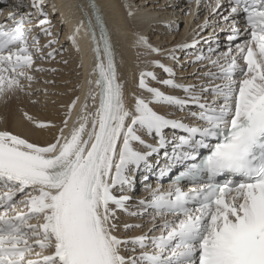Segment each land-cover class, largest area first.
<instances>
[{"label": "snow or ice", "instance_id": "6c2138e0", "mask_svg": "<svg viewBox=\"0 0 264 264\" xmlns=\"http://www.w3.org/2000/svg\"><path fill=\"white\" fill-rule=\"evenodd\" d=\"M44 3L17 0V9L35 12L13 11L8 23H0V97L31 96V73L45 71L34 67L29 46L34 15L43 17L36 27L52 35ZM221 4L215 0L212 11L228 25L226 51L219 50L215 32L204 39L207 54L199 39L165 50L136 33L143 55L178 62V52L196 49L190 62L207 70L194 74L199 83H178L173 67L149 61L167 78L141 71L138 87L150 98L133 94L131 105L99 6L95 0L79 6L83 19L69 39L76 45L82 31L91 37L97 79L88 83L95 88L67 134L75 101L59 127L23 112L37 128L58 127L46 144L0 130V264H264V0H228L227 15L216 12ZM215 26L206 20L200 28ZM31 48L41 52L38 36H31ZM148 78L184 95L166 94ZM153 105L185 116L170 118L174 113L160 114ZM167 129L173 130L171 138ZM161 150L166 163L158 167L159 160L150 158ZM149 174L157 187L147 183ZM166 176L171 183L164 189L159 182ZM140 177L148 195L136 199ZM185 183L192 187L185 190ZM121 213L139 220L149 216L150 226L121 236V230L145 227L122 221Z\"/></svg>", "mask_w": 264, "mask_h": 264}, {"label": "bare ground", "instance_id": "6f19581e", "mask_svg": "<svg viewBox=\"0 0 264 264\" xmlns=\"http://www.w3.org/2000/svg\"><path fill=\"white\" fill-rule=\"evenodd\" d=\"M48 1H51L52 3L51 2L50 3L55 7V8H53V14L56 13L55 10L60 9L59 10L60 13L57 11V13H58L57 15H59V16H58V19H56V20L66 21L65 22L66 23L65 24L66 25L65 30L67 31V29H68V32L67 33L65 32V33L69 37L72 36L74 34V32H72L73 29L76 28L78 22L83 17V14H82L79 6L85 5V8H86L87 7V0H48ZM156 1L157 0H137V1L136 0H95V2L99 6V8H100V10L104 16L105 21L107 22V24L110 27L111 39H112V42L115 46V51L117 54L116 59H117V65H118L119 82L122 83L124 86L126 103L129 105L134 103V100L132 99L133 94H135L137 96L143 95L145 98H150L149 93L142 91L138 87L139 73L141 71L154 72L157 75V77H158V75L163 73L162 70L160 71V73H159V70H157V71L153 70L154 66L151 63H149V61L158 59L161 62L167 64L168 66L173 67L176 73H178L179 70L176 71L175 67L178 65V63H180V60H179L177 65H176V62L173 63V61L167 60L163 56L156 55V54L143 55L142 53H144L146 50L144 48H140V47L136 46V39H137L136 33H140V34H143L146 36V33L149 31L150 26H151V32L150 33H152L154 30H161V32H162V30H167L168 33L165 34L164 36H162L160 40L151 41L146 36L149 39V42L153 46L159 47V48L165 49V50L174 47L178 43H182V42L191 43L193 39H199L201 41L199 47L204 50L205 54H207V45L204 43V39L210 37L215 32L216 39L220 42V45H221L219 50L220 51H226L227 50V48H226V45H227L226 37L229 34L228 25L224 24L222 22L221 18L216 15V13H213L212 8L215 7V0H200L199 6L196 3V0H189L190 2L192 1V3L195 2L194 4H195L196 8L198 7L197 17H199V19L197 21L195 20L190 25V20L191 21L193 20V15L196 14V10H195L194 4H191V7H193L192 14H191V11H190V13L188 12L189 14H187L186 10H188L187 8L190 6V4L188 3L189 6L185 5L187 8H185V9L183 8L184 9L183 18L187 20V24H188V27L186 26V28L184 29V31L187 32V35H184L185 32L182 35L176 34V28L173 27L174 25L177 24L176 22L172 21L173 24L171 22L169 24H167L174 17V14L171 15L170 13H175L174 11L178 10L176 8H173V5H172L173 1L172 0H160L157 4H156ZM161 1L166 2V3L165 4L164 3L159 4ZM28 4H30V3H28ZM126 4L129 5L130 8L125 7ZM210 5H211V7H210ZM0 7H2L1 3H0ZM152 7H154V9H158V8L161 9V7H164L162 9L167 11L168 15H166L165 18H160V17L155 18L154 16L156 15V11H154V12L150 11ZM43 9H45V8H43ZM4 10L8 11V12L9 11L25 12L24 7H20L19 9H17L16 4L13 5L12 3L9 4L8 9L6 8ZM70 10H72V12ZM129 10H131L133 12L132 16L128 15ZM227 10L228 9H227L226 5H221V7L216 10V12L222 13L223 15H227ZM26 11H32V10L30 7H28V9ZM179 11H181V9ZM34 12H35V10H34ZM202 12L204 14H202ZM177 15L181 16V13L177 12ZM207 16L210 19L209 22H216L215 27H210L211 31L209 34H208V32L207 33L204 32V30H201V28H200V26L203 25L202 24L203 20ZM34 17L36 18V16H33V18ZM2 18H4V20H3L4 22L8 23L6 15L0 17V19H2ZM42 18L43 17L39 16L36 19L32 20L33 30H32L31 36H38L39 37V35L43 34L40 31V29L38 27H36L39 19H42ZM136 19H140V21H138ZM238 19H240V18H238ZM164 21H165V23H164ZM161 22H163V24H161ZM61 23H63V22H61ZM153 23H155V25H153ZM26 27H27V25H26ZM31 36L29 37V41L31 40ZM159 36H156L155 39H157ZM174 36H175V39H174ZM42 38H44V37L42 36ZM183 38H186V39H183ZM76 39H77L76 45H74L72 43L71 39L67 40V38H66L64 41L65 42L64 44L67 45V49L71 50L70 51L71 53L70 52L69 53H70V55L71 54L73 55L72 56L74 59L73 62L76 64V65H74L73 62H71V65H69V66L70 67L72 65L77 66L79 68V70L76 68L77 72L79 71V73H80V74H76V76L74 74V72H76V71H74L72 73V74H74V77L76 79V81L73 80L74 81L73 83H75L74 84L75 88H74V91L72 92V94L70 93L71 90L69 87L64 88V86H63V88H60L58 86L59 87L58 90L60 91V94L63 93V96L60 95V97L62 98V99H60L61 101L59 100V103L55 102L56 105H54V106L59 107V108L57 109L53 105H51V103H49V107H47L46 109H42L39 106L37 108L36 106L34 107V106L30 105L29 101L27 102L23 98V95H21L20 92H17L15 94L9 93L8 95L3 96L2 100L0 101V130L7 129V130L13 132L14 134H19L22 137L29 139L31 142H35V143H38L41 145L46 144V143L50 142L53 139V137L57 134L58 127L62 126V121L65 119V114L69 111L70 106L73 104V101H75V106L71 108V118L68 120V128L65 129V134L68 133V131L72 127L73 123L76 122L77 116L80 113L83 104L85 103L86 94L88 93L90 88H93V89L95 88L94 83L92 85H90L88 83L89 80L95 82V80L97 79V76L93 71V69L95 67V61L93 60V51H92L91 39H90L89 35H86L82 31L79 33V35L77 36ZM242 39H243V37H241L239 40H242ZM166 41H168L167 45L165 43H164L165 45L162 44L163 46L160 45V43H163ZM29 43H30L29 46H31V42H29ZM77 45H78L79 50H77ZM40 46H41V43H39V47ZM213 47H215V45H213ZM31 50H32V48H31ZM178 53H180V52H178ZM181 53H180L181 55L185 56L184 60H186V61H184V62L186 63V62H190V61L195 60L197 50L196 49H189L186 52H181ZM37 54L40 55V53H36V52L34 55L37 56ZM58 54H60V53H58ZM60 57H61V55H60ZM65 60L66 59H64L63 61H65ZM46 63H47V60H46ZM48 63H49V61H48ZM205 63H207V62H205ZM38 65H39L38 62L34 63L35 68L38 67ZM51 65H49V66H51ZM196 65L198 66V70L204 68L203 65L200 63H196ZM195 66H194V68H196ZM149 67H151V68H149ZM177 67H179V66H177ZM185 68H187V65L185 66ZM189 69H190V67H189ZM190 70H193V69L191 68ZM203 70L204 69H202V71ZM71 71H72V69H71ZM186 73L189 74L190 71H188ZM40 74H42V73H40ZM62 74L64 75V73H62ZM181 74H179V76H181ZM58 76H59V73H58ZM71 76H73V75H71ZM62 78L60 80L61 82H62ZM66 78H64L65 79L64 81H67ZM158 78H162V77L159 76ZM163 78H167L164 73H163ZM147 82L150 86L159 87L162 91H164L166 93V91L163 88L164 86L160 85L158 82L155 83V81H153V80H152V82H151V80L150 81L148 80ZM177 82H178V79H177ZM180 83H182V82H180ZM217 83H219V81H217ZM74 85H71V86H74ZM65 86H66V84H65ZM168 89L170 90L172 95H176L178 93L177 90H175V89H171V88H168ZM64 91L66 92V96H64ZM67 92L70 94L67 95ZM23 94H25V93H23ZM58 96H59V94H58ZM24 97H27V96H24ZM77 97H79V99H77ZM28 98H29V96H28ZM97 102H98V98H97ZM52 103H53V101H52ZM88 105H89L90 110L93 109V101L89 100ZM153 107L155 110L159 111L160 114L167 115L169 113H174V115H176V116L173 115L170 118H178V117L180 118V115L176 113L179 111H176L177 109H175V108H171L168 106H156V105H153ZM23 112H27L29 115L33 116L37 121H42V122L51 121L53 124L57 125L58 127L57 128H46V129L37 128L34 126V124L30 123L29 121H27L25 119V117L23 116ZM184 116H185V113L181 117H184ZM184 122L196 123V122L192 121L191 119H186ZM172 133H173V131L168 130V129L166 130V135L169 138H171ZM149 142H153V141L151 139H149ZM150 160L152 163L155 164L156 161L158 160V157L153 156L150 158ZM163 165H164V161L160 162L158 167L163 166ZM149 178H150V180L147 183L150 184L152 188L157 187V183H156V181L153 180L152 174H149ZM143 182L144 181H143L142 177H140L138 180V191L135 193L136 199H139L141 197H147V195H148V192L146 191ZM128 222L130 223L131 221H128ZM121 233H122V230L118 234L121 235ZM141 233L142 232L139 231L137 233V235H139ZM133 234H134V232H133ZM156 234H158V233H156ZM135 235H136V233H135Z\"/></svg>", "mask_w": 264, "mask_h": 264}, {"label": "rangeland", "instance_id": "374dc122", "mask_svg": "<svg viewBox=\"0 0 264 264\" xmlns=\"http://www.w3.org/2000/svg\"><path fill=\"white\" fill-rule=\"evenodd\" d=\"M137 1V0H136ZM160 0H157L156 1V4L159 2ZM173 1V8H176V9H178V10H176V11H174L175 13H170L171 15H173L174 14V17L171 19V21H169L167 24H169L170 22L173 24V22L172 21H174V22H176L177 24L176 25H174L173 27H175L176 28V34L177 35H182V34H184V29L186 28V26L188 27V24H187V20L186 19H184L183 18V15H184V9L185 8H187L186 6H189V4H190V6L187 8L188 10H186L187 12V14H189L190 13V11H191V14H192V9H193V7H191V4H194L195 2H193L192 3V1L190 2L189 0H172ZM0 2L2 3V9L4 10V9H8L9 8V4L10 3H12L13 5H15V4H17V0H0ZM51 1H48V0H46L45 1V3H44V5H43V8H45V9H43V11L45 12V13H49L48 15H47V17H48V19L50 20V21H52L51 22V31H52V35L51 36H46V35H44V34H42V35H39V43H41V46H40V48H41V52H40V55L39 54H37V56H35L34 55V61L35 62H38V67H36V68H42V69H45V71H39V72H32L31 74L32 75H34L35 76V78H37V79H35V81L32 83V85H31V89H30V91H32V95L31 96H29V95H27V94H23V92H20L21 93V95H23V98L28 102L29 101V103H30V105H32V106H36L37 108H38V106L40 107V108H42V109H46L47 107H49V103H51V105H56V103L55 102H57V103H59V100L60 99H62L61 97H60V95H62L63 96V93L62 94H60V91L58 90L59 89V87L60 88H63V86H64V88H67V87H69L70 88V93L72 94V92L74 91V88H75V83H73L74 81H76V79H75V77H74V74H75V76H76V74H80L79 73V71L77 72V69L79 70V68L77 67V66H74V65H76L73 61H74V59H73V55L71 54L70 55V51L71 50H69V49H67V45H65L64 43V41H65V39L67 38V40H70L69 39V36H67V32H68V29H67V31L65 30L66 29V21H62V20H56V19H58V16L59 15H57L58 13H57V11L59 12V10H55L56 11V13H54L53 14V8H55V7H53V5L50 3ZM175 2V3H174ZM23 3L24 4H28V3H30V0H23ZM161 3H166V2H160L159 4H161ZM189 3V4H188ZM46 4V5H45ZM178 5V6H177ZM186 5V6H185ZM164 6V5H163ZM194 6H195V4H194ZM199 6V5H198ZM49 7V8H48ZM171 7V6H170ZM162 8H164V7H161V9L160 8H158V9H154V7H152L151 8V10L150 11H156V15L154 16L155 18H165V16L166 15H168V13H167V11H165V10H163ZM184 8V9H183ZM26 8L24 7V10H25ZM28 9V8H27ZM26 9V10H27ZM49 9V10H48ZM181 9V11H179ZM197 9H198V7L196 8V6H195V10H196V14L195 15H193V20L191 21L190 20V25L192 24V22H194L195 20L197 21L198 19H199V17H197ZM25 10V11H26ZM32 10V12H34V9H31ZM73 10V9H72ZM72 10H70L71 12H72ZM160 10V11H159ZM5 11V10H4ZM6 12V14H9V12H11V11H5ZM51 12V13H50ZM177 12H179V13H181V16H178L177 15ZM189 12V13H188ZM60 13V12H59ZM53 14V15H52ZM202 14H204L203 12H202ZM52 15V16H51ZM34 16H36V18L37 17H39V15L37 14V15H34ZM40 17H42V16H40ZM51 17V18H50ZM35 17L33 18L32 17V20H34V19H36ZM136 20H138V21H140V19H136ZM209 21L210 19H209V17L207 16V17H205V19L203 20V22H202V24H204L205 23V21ZM162 21V20H161ZM55 22V23H54ZM61 22H63V23H61ZM135 22V21H134ZM164 23H165V21H164ZM161 24H163V22H161ZM153 25H155V23H153ZM57 26V27H56ZM55 28V29H54ZM210 27H208V29L206 28V29H204V32H208V34L210 33V31H211V28L209 29ZM56 30V31H55ZM75 31V29H73V31L72 32H74ZM223 31V30H222ZM66 32V33H65ZM151 32V26H150V29H149V31L146 33V36L151 40V41H156V40H160L161 39V37L162 36H164L165 34H167L168 33V31L167 30H162V32H161V30H154L152 33H150ZM171 33V32H170ZM181 33V34H180ZM66 34V35H65ZM150 34V35H149ZM160 36H159V35ZM184 35H187V32H185V34ZM42 36L44 37V38H42ZM156 36H159L157 39H155V37ZM66 37V38H65ZM48 40H47V39ZM174 39H175V36H174ZM183 39H186V38H183ZM44 40V41H43ZM49 40H55V43H53L50 47H47V48H45L44 47V45H47L48 44V42H49ZM63 40V41H62ZM57 41V42H56ZM61 41V42H60ZM168 41H166V42H163V43H160V45L161 46H163V45H167L168 43H167ZM165 43V44H164ZM163 44V45H162ZM58 46V47H57ZM128 46V45H127ZM52 48V49H51ZM30 50H31V48H30ZM53 50H55V57L54 58H49L48 57V52H50V51H53ZM31 51H33V54H35V50L34 49H32ZM70 52V53H69ZM58 53H60V54H58ZM181 53V52H180ZM180 53H177L178 54V57H179V60H180V63H178V62H176V65H177V63H178V65L177 66H179V67H175V69H176V71H178V73L179 74H181V76H179V74L178 73H176V80L178 79V83H180V82H182V83H193V84H195V83H199V80L197 79V76L196 75H194V74H198V73H200L201 71H202V69H204V70H207L206 68H202V69H199L198 70V66L196 65V63H191V62H184V61H186V60H184V55H181ZM67 54V55H66ZM41 55H43V57H44V59H40L39 58V56H41ZM60 55H61V57H60ZM69 55V56H68ZM59 56V57H58ZM63 56V57H62ZM66 56V57H65ZM62 58V59H61ZM50 59V60H49ZM64 59H66L65 61H66V63H65V61H63ZM46 60H47V63H46ZM48 61H49V63H48ZM182 61V62H181ZM34 62V63H35ZM71 62H73V64L74 65H72L71 67L69 66V65H71ZM173 63H175V62H173ZM48 66H47V65ZM52 64V65H51ZM187 65V68H185V66ZM46 65V66H45ZM49 65H51V66H49ZM62 65V66H61ZM66 65V66H65ZM196 65V66H195ZM43 66V67H42ZM64 66V67H63ZM69 66V67H68ZM194 66L196 67V68H194ZM53 67V68H52ZM67 69H66V68ZM184 67V68H183ZM189 67H190V69L192 68L193 70H190L189 69ZM74 68V69H73ZM77 68V69H76ZM149 68H151V67H149ZM53 69H55V71H52ZM71 69H72V71H71ZM153 69V68H152ZM50 70V71H49ZM65 70V71H64ZM153 70H159V73H160V71H161V69H158V68H156V67H154V69ZM74 71H76V72H74ZM188 71H190V73L189 74H187L186 72H188ZM70 74H69V73ZM74 72V74H72ZM40 73H42V74H40ZM58 73H59V76H58ZM62 73H64V75L62 74ZM66 73V74H65ZM63 75V76H62ZM67 75V76H66ZM69 75V76H68ZM71 75H73V76H71ZM178 75V76H177ZM187 75V76H186ZM42 76V77H41ZM45 76V77H44ZM63 78H62V77ZM67 78H66V77ZM162 77L163 78V73H161L160 75H158V77ZM62 78V82L60 81L61 80V78ZM74 77V78H73ZM59 78V79H58ZM64 78H66V80L67 81H64L65 79ZM71 78V79H70ZM185 78V79H184ZM49 79V80H48ZM69 79V80H68ZM74 80V81H73ZM148 80L150 81L151 79L150 78H148ZM181 80V81H180ZM46 81H48L47 83H46ZM180 81V82H179ZM26 83L25 84H27V81H25ZM151 82H152V80H151ZM73 83V84H72ZM155 83H157V81H155ZM65 84H66V86H65ZM70 84V85H69ZM71 85H74V86H71ZM59 86V87H58ZM71 86V87H70ZM48 87V88H47ZM53 87V88H52ZM73 87V88H72ZM34 88V89H33ZM53 90H52V89ZM56 88V89H55ZM164 88V90L166 91V94H172L171 92H170V90L167 88V87H163ZM58 90V91H57ZM176 90V89H175ZM177 96H183L184 95V93L182 92V91H180V90H177ZM70 93H68L67 92V95L68 94H70ZM56 94V95H55ZM58 94H59V96H58ZM180 94V95H179ZM24 96H27V97H24ZM28 96H29V98H28ZM58 96V97H57ZM64 96H66V92L64 91ZM53 97V98H52ZM60 97V98H59ZM42 98V99H41ZM44 99V100H43ZM2 100V97L0 98V101ZM33 101H38L37 103H33ZM50 101V102H49ZM52 101H53V103H52ZM61 101V100H60ZM55 103V104H54ZM55 108H59V107H56V106H54ZM176 111H178V110H176ZM177 114H179L180 115V117L181 116H183V114H184V112H176ZM178 115V116H179ZM174 116H176V115H174ZM179 118V117H178ZM120 216H121V220L122 221H131L130 223H143L144 224V229H133V230H131V231H129V232H123V230H122V233H121V236H128V237H130V236H136L137 235V233L139 232V231H146V229H147V227H149L150 226V224H149V220H150V217L149 216H145L144 218H143V220H139V219H136V218H134V217H129V216H126V215H124V214H120ZM127 219V220H126ZM135 221V222H134ZM33 222H35V221H33ZM129 223V222H128ZM149 224V225H148ZM133 232H134V234H133ZM132 233V234H131ZM135 233H136V235H135Z\"/></svg>", "mask_w": 264, "mask_h": 264}]
</instances>
